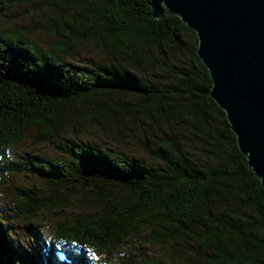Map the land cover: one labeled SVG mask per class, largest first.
<instances>
[{"label": "trees", "instance_id": "trees-1", "mask_svg": "<svg viewBox=\"0 0 264 264\" xmlns=\"http://www.w3.org/2000/svg\"><path fill=\"white\" fill-rule=\"evenodd\" d=\"M20 6L47 10L56 43L41 48L29 28L0 26V191L28 171L50 186L11 185V218L34 243L15 240L0 208V264H100L91 250L123 251L140 238L168 253L140 247L129 264H264V188L209 96L195 32L176 16L154 19L149 0H0V16ZM88 39L108 62L68 59L72 43ZM114 120L142 161L75 141L54 156L12 157L32 130L49 140L64 127L104 132ZM74 189L88 211L62 218L45 238L34 223L71 206Z\"/></svg>", "mask_w": 264, "mask_h": 264}, {"label": "water", "instance_id": "water-1", "mask_svg": "<svg viewBox=\"0 0 264 264\" xmlns=\"http://www.w3.org/2000/svg\"><path fill=\"white\" fill-rule=\"evenodd\" d=\"M152 17H178L197 38L209 96L264 188V0H149Z\"/></svg>", "mask_w": 264, "mask_h": 264}, {"label": "rangeland", "instance_id": "rangeland-1", "mask_svg": "<svg viewBox=\"0 0 264 264\" xmlns=\"http://www.w3.org/2000/svg\"><path fill=\"white\" fill-rule=\"evenodd\" d=\"M28 8V6L13 8L4 16H0V26L12 30L25 27L29 28L31 33L30 40L41 48L50 47L55 44L56 39L52 34V29L48 30L45 28V24H48L45 18V16L47 17L48 15L47 10L43 9L40 12L30 10L28 12ZM71 46L70 54L68 56V59L71 62L93 68L96 64L106 63L109 60L108 56H106L102 50L98 49L95 42L90 39L82 43L75 40ZM107 126H109V128L104 132L99 131V129L90 126L89 124L77 126L75 128L64 127L57 133V135L49 140L40 139L38 131L32 130L15 147H13L11 151L12 157L20 162L23 158H29L33 155L54 156L58 154V145L65 143L66 141H75L96 145L101 149L114 148L125 152L130 157L139 161H142L145 158L144 152L141 148L138 147L137 144H134L129 137L130 133L126 127L122 126L120 122L115 120ZM9 179V184L0 191V208L11 221L14 230L16 231V236L14 237L15 240L20 243V245L27 247V243L30 241L34 243V239L31 238V234L26 230L24 221L11 218L13 215L10 207L12 198L10 192L11 185L17 187H36L41 191H46L50 184L33 175L31 171L23 172L18 175H11ZM73 191L72 196L74 197H72L73 204L71 206L62 210L42 213L34 223L45 238L49 237V233L53 231L54 227L62 218L80 211H88L89 206L80 204L84 192L79 191V189H74ZM140 242L141 238L137 241L127 240V242L124 243L125 249H123V251L97 252L91 250V253L100 264H129L131 259L137 261L141 258L142 250H139L138 248L142 247L143 249L145 246H141ZM144 251L147 253L155 252L157 254L164 252L168 253L167 248L154 246L145 248ZM119 255L124 256L118 257ZM164 257L168 258L169 255ZM177 264H181L180 261L177 262Z\"/></svg>", "mask_w": 264, "mask_h": 264}]
</instances>
